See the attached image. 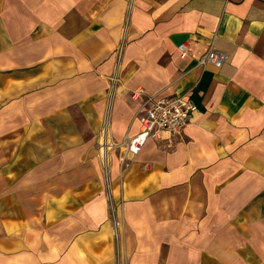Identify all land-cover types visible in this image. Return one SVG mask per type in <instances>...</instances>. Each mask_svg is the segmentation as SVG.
Returning <instances> with one entry per match:
<instances>
[{"label": "crops", "instance_id": "0c3cea01", "mask_svg": "<svg viewBox=\"0 0 264 264\" xmlns=\"http://www.w3.org/2000/svg\"><path fill=\"white\" fill-rule=\"evenodd\" d=\"M17 10L24 31L10 33L7 68L0 67V176L22 169L52 183L47 189L62 194L49 198H60L79 192L84 166L82 189L96 195L99 162L80 160L78 118L65 111L63 95L48 120V89L66 72H100L109 85L112 70L133 71L146 95L185 96L197 112L172 145L149 141L111 176L120 187L117 222L137 239L120 241L121 258L158 255L161 236L174 255L178 212L200 222L190 229L198 231L200 264H264V0H19ZM47 38L55 42H31ZM211 45L227 54L221 68L198 62ZM67 86L76 88L79 111V88ZM105 92L87 102L100 105L103 128ZM120 116L112 104L109 118ZM138 128V119L121 126L128 138ZM92 219L95 234L113 229L108 209Z\"/></svg>", "mask_w": 264, "mask_h": 264}, {"label": "rangeland", "instance_id": "374dc122", "mask_svg": "<svg viewBox=\"0 0 264 264\" xmlns=\"http://www.w3.org/2000/svg\"><path fill=\"white\" fill-rule=\"evenodd\" d=\"M18 2L19 0H0L1 69L7 68L10 33L21 34L24 31L21 27L22 17L17 10ZM31 42L33 45L48 42L51 46L55 39H32ZM120 56L121 51H117L113 58L119 60ZM16 61L18 62V56ZM1 72L3 73V70ZM22 72L18 71L21 75ZM66 73L62 81L50 84L48 89V120L50 121L59 110L60 105L55 101L61 100L63 95L65 111L70 114L74 111L73 114L78 118L76 123L80 133V160L95 159L99 162L96 166L98 176L96 174L95 179H99L96 182L100 189L96 195L82 189L84 185L82 175L88 174L90 170L84 166H80L79 192L73 196L65 193L60 198H49L50 195L62 194L47 189L52 187V183H40L39 176L24 177L22 169L19 177H16V170L9 176H0V264H200L198 231L197 233L190 231L191 227L195 226L198 230L200 222L185 219L184 216H179L178 212L176 221L180 227L176 231L175 239L171 238V242H175L174 255L171 252L172 248H169L170 255H167L168 237L161 236L164 247L159 244L158 255L139 254L129 261L125 256L121 258L120 241L123 242L127 236L128 243L132 244L135 240L137 242V239L134 231L123 230L122 224L117 222L119 221L117 213L121 207V200L118 198L120 187L112 184L111 176L127 169L130 158H134L126 153L125 144L128 136L124 134L125 130H121V126L128 120L130 123L136 121L147 100L145 97L139 98V91L143 89L139 86V81L137 83V78H134L133 71L112 70L108 77L109 85L102 80L103 77L99 79L100 72L80 71L78 77L77 74L67 77ZM74 80H78V85ZM73 82L79 88L78 97L81 102L79 111L78 106L72 104L76 88L67 86ZM104 89L107 103L109 100L121 116L118 119H110L109 111L112 104H108L105 108L107 124L103 128L98 124L96 117L101 110L100 105L94 103L88 105L87 102L94 98V91ZM21 145L23 146L22 142ZM90 179L91 175L88 178L89 185L92 184ZM107 209L113 229L111 228L108 234L104 233L103 229L101 233L103 235L95 234L89 229L92 226L93 213L97 215ZM107 226L103 225L104 228ZM156 239L158 240L159 236ZM78 243L82 244L80 249L77 247ZM88 256L96 257L98 262L89 260L88 263ZM137 258L141 261L147 260L149 263L137 262Z\"/></svg>", "mask_w": 264, "mask_h": 264}, {"label": "built area", "instance_id": "2783aa9c", "mask_svg": "<svg viewBox=\"0 0 264 264\" xmlns=\"http://www.w3.org/2000/svg\"><path fill=\"white\" fill-rule=\"evenodd\" d=\"M179 50L183 55L188 53L186 44H181ZM226 59L227 54L211 45L198 62L203 67L212 65L221 68ZM142 97L147 101L138 117V132L128 138L125 144L126 153L131 157L138 156L149 141L172 145L183 136L197 112V106L185 96L156 98L146 95L142 90L139 91V98Z\"/></svg>", "mask_w": 264, "mask_h": 264}, {"label": "bare ground", "instance_id": "6f19581e", "mask_svg": "<svg viewBox=\"0 0 264 264\" xmlns=\"http://www.w3.org/2000/svg\"><path fill=\"white\" fill-rule=\"evenodd\" d=\"M116 145V144H115Z\"/></svg>", "mask_w": 264, "mask_h": 264}]
</instances>
